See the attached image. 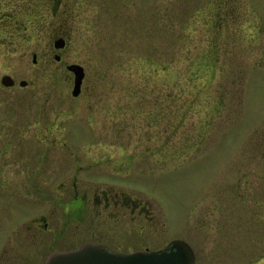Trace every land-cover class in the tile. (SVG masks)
I'll return each instance as SVG.
<instances>
[{"label":"rangeland","instance_id":"374dc122","mask_svg":"<svg viewBox=\"0 0 264 264\" xmlns=\"http://www.w3.org/2000/svg\"><path fill=\"white\" fill-rule=\"evenodd\" d=\"M15 5L0 18V107L12 118L51 93L55 188L106 156L81 178L162 214L161 233L123 227V250L184 240L195 264H264V0ZM69 64L86 71L80 98ZM6 74L30 86L7 89Z\"/></svg>","mask_w":264,"mask_h":264},{"label":"flooded vegetation","instance_id":"af4514ba","mask_svg":"<svg viewBox=\"0 0 264 264\" xmlns=\"http://www.w3.org/2000/svg\"><path fill=\"white\" fill-rule=\"evenodd\" d=\"M13 80L11 87H5L2 80L1 84L7 89L30 86L28 81L23 87L22 80L19 84ZM43 94L45 100L12 118L0 107V264H38L40 255L44 264L53 252L76 250L86 243L122 253L168 248L172 241L156 249H122L116 236L123 227L139 221L142 228L150 226L151 233H161L162 214L142 198L81 178V169L107 165L108 157L81 162L76 175H65L55 188L50 158L55 143L53 101L51 93Z\"/></svg>","mask_w":264,"mask_h":264},{"label":"water","instance_id":"95a60500","mask_svg":"<svg viewBox=\"0 0 264 264\" xmlns=\"http://www.w3.org/2000/svg\"><path fill=\"white\" fill-rule=\"evenodd\" d=\"M67 44L65 38L55 41V48L64 49ZM60 61L61 57L56 56ZM33 63H38V55L33 54ZM67 70L74 75V86L72 95L80 96L82 86L86 76L85 68L79 64L67 65ZM2 84L5 87L14 85V80L10 75L2 77ZM21 86L25 87L28 82L22 80ZM196 260L192 247L184 240H174L171 245L159 251H139L133 253H122L110 250L102 244L86 243L76 250L66 252H53L44 264H194Z\"/></svg>","mask_w":264,"mask_h":264},{"label":"trees","instance_id":"16d2710c","mask_svg":"<svg viewBox=\"0 0 264 264\" xmlns=\"http://www.w3.org/2000/svg\"><path fill=\"white\" fill-rule=\"evenodd\" d=\"M16 3H18V1H15V4ZM16 8H17L16 5L14 7L10 6V0H0V12H1L0 18H2L3 20H6V19H9V17L11 16L13 17V11L17 10Z\"/></svg>","mask_w":264,"mask_h":264}]
</instances>
